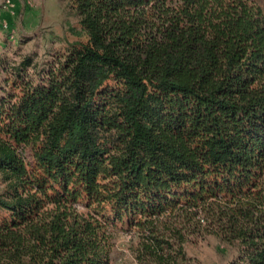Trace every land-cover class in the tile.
<instances>
[{
  "label": "trees",
  "instance_id": "obj_1",
  "mask_svg": "<svg viewBox=\"0 0 264 264\" xmlns=\"http://www.w3.org/2000/svg\"><path fill=\"white\" fill-rule=\"evenodd\" d=\"M84 37L0 56V264H264V0H67Z\"/></svg>",
  "mask_w": 264,
  "mask_h": 264
},
{
  "label": "rangeland",
  "instance_id": "obj_2",
  "mask_svg": "<svg viewBox=\"0 0 264 264\" xmlns=\"http://www.w3.org/2000/svg\"><path fill=\"white\" fill-rule=\"evenodd\" d=\"M11 11L0 12V25L8 29L0 31V56L14 59L34 55L35 61L44 63L49 55L63 51L70 43L81 38L79 19L67 0H13ZM2 184L0 183V192ZM5 215L0 212V219ZM120 263L135 264L133 249L137 243L135 234L121 232L115 238ZM224 246L215 238L207 237L198 245L188 248L189 256L196 264H228Z\"/></svg>",
  "mask_w": 264,
  "mask_h": 264
},
{
  "label": "built area",
  "instance_id": "obj_3",
  "mask_svg": "<svg viewBox=\"0 0 264 264\" xmlns=\"http://www.w3.org/2000/svg\"><path fill=\"white\" fill-rule=\"evenodd\" d=\"M14 8V2L13 0H0V12L3 10L11 11ZM8 26L5 25H0V31L7 30Z\"/></svg>",
  "mask_w": 264,
  "mask_h": 264
}]
</instances>
